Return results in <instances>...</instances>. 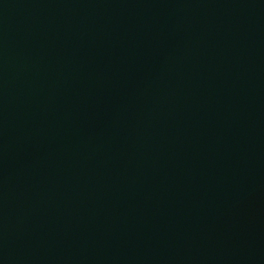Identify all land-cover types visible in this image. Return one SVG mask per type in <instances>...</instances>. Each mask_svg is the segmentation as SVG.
Segmentation results:
<instances>
[{
  "label": "water",
  "instance_id": "obj_1",
  "mask_svg": "<svg viewBox=\"0 0 264 264\" xmlns=\"http://www.w3.org/2000/svg\"><path fill=\"white\" fill-rule=\"evenodd\" d=\"M0 264H264V0H0Z\"/></svg>",
  "mask_w": 264,
  "mask_h": 264
}]
</instances>
